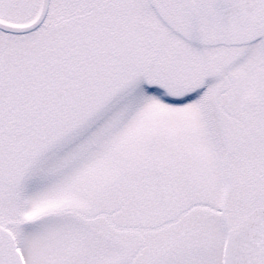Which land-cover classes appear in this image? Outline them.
I'll list each match as a JSON object with an SVG mask.
<instances>
[{
	"label": "snow or ice",
	"instance_id": "snow-or-ice-1",
	"mask_svg": "<svg viewBox=\"0 0 264 264\" xmlns=\"http://www.w3.org/2000/svg\"><path fill=\"white\" fill-rule=\"evenodd\" d=\"M0 264H264V0H0Z\"/></svg>",
	"mask_w": 264,
	"mask_h": 264
}]
</instances>
